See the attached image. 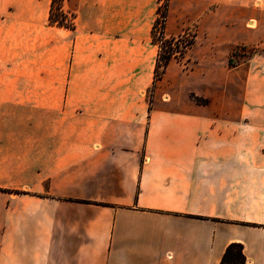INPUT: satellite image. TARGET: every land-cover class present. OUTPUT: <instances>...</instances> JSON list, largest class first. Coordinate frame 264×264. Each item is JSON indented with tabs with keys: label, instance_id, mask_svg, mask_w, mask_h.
Here are the masks:
<instances>
[{
	"label": "crops",
	"instance_id": "0c3cea01",
	"mask_svg": "<svg viewBox=\"0 0 264 264\" xmlns=\"http://www.w3.org/2000/svg\"><path fill=\"white\" fill-rule=\"evenodd\" d=\"M0 0V264H264V0ZM194 93L204 102L191 100Z\"/></svg>",
	"mask_w": 264,
	"mask_h": 264
},
{
	"label": "trees",
	"instance_id": "16d2710c",
	"mask_svg": "<svg viewBox=\"0 0 264 264\" xmlns=\"http://www.w3.org/2000/svg\"><path fill=\"white\" fill-rule=\"evenodd\" d=\"M64 0H52L51 10H50V21L58 26L65 28H73V21L68 23L66 21L67 15L62 9V2ZM159 6L157 10V19L155 21L152 30V39L155 43L159 45V54L157 59V64L155 67V84L157 81L161 80L166 72L170 60L175 57V48H178L177 52L184 54L189 48L195 44V38L192 37L191 40H187L188 33L179 37H166L165 36V24L168 17V6L169 0H158ZM160 26V30L159 27ZM158 36V37H157ZM183 43L182 49L179 45ZM164 45V46H163ZM166 45V49H165ZM197 103L204 102L195 95H192ZM246 258L243 252V246L239 243L230 244L223 257L221 264H245Z\"/></svg>",
	"mask_w": 264,
	"mask_h": 264
},
{
	"label": "rangeland",
	"instance_id": "374dc122",
	"mask_svg": "<svg viewBox=\"0 0 264 264\" xmlns=\"http://www.w3.org/2000/svg\"><path fill=\"white\" fill-rule=\"evenodd\" d=\"M158 27L160 30V26ZM263 29H264V23H263ZM263 33H264V30H263ZM192 37L195 38V42H196V35L193 31L188 33V37L186 39L191 40ZM183 45H184L183 43L179 45L180 49H182ZM166 48L167 47L165 45V49ZM222 49H223L222 53H226L227 55L229 54L228 62L230 66H237L239 64L245 63L246 61L250 59H255L258 63H263L264 62V35L261 38V41H259L255 45H251V46L233 45L232 42L229 40L225 42V44H223ZM177 50L178 48H175L176 53H175V57L173 58L182 60L183 57L185 56V53L180 54V52H177ZM192 95H195V94L194 93L190 94L191 100L194 101L195 99L192 97Z\"/></svg>",
	"mask_w": 264,
	"mask_h": 264
},
{
	"label": "built area",
	"instance_id": "2783aa9c",
	"mask_svg": "<svg viewBox=\"0 0 264 264\" xmlns=\"http://www.w3.org/2000/svg\"><path fill=\"white\" fill-rule=\"evenodd\" d=\"M66 15H67L66 21H67L68 23H71V22L73 21L72 16L69 15V14H67V13H66Z\"/></svg>",
	"mask_w": 264,
	"mask_h": 264
}]
</instances>
